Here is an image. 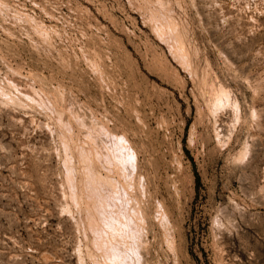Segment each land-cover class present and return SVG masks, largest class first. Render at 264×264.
Here are the masks:
<instances>
[{"label":"rangeland","instance_id":"obj_1","mask_svg":"<svg viewBox=\"0 0 264 264\" xmlns=\"http://www.w3.org/2000/svg\"><path fill=\"white\" fill-rule=\"evenodd\" d=\"M0 90V264H264V0H0Z\"/></svg>","mask_w":264,"mask_h":264},{"label":"bare ground","instance_id":"obj_2","mask_svg":"<svg viewBox=\"0 0 264 264\" xmlns=\"http://www.w3.org/2000/svg\"><path fill=\"white\" fill-rule=\"evenodd\" d=\"M174 24V23H173ZM175 25V24H174ZM158 30L161 32V33H163L164 35H166L165 33L167 32V27H166V24L164 23H161V24H159L158 25ZM176 38L178 39V41L180 42V44L182 45L183 43H182V37L180 36V34H176ZM176 41V40H175ZM175 45V44H174ZM173 45V47H175ZM13 85V84H12ZM215 88V87H214ZM2 90V89H1ZM0 90V91H1ZM7 90V89H6ZM2 92H4V91H2ZM13 93V92H12ZM23 93V92H22ZM18 94H20V93H18ZM6 96H7V98H9L10 100H14L13 98H12V96H14V94H12V96H10L9 94H6ZM29 96V95H28ZM231 95H230V93H229V90H226L224 87H221L220 86V88L218 89V92L216 93V96H214L215 97V99H214V101H213V108L212 109H214V111H212V112H218L219 110H221V111H223V108H226V107H230V106H232V107H234L235 109H237V104L236 103H233L232 102V100H231V97H230ZM14 97H16V96H14ZM22 97V96H21ZM24 98V97H23ZM7 100V99H6ZM16 100H18V97H17V99ZM21 100V99H20ZM29 100V99H28ZM31 100V99H30ZM235 100V99H234ZM22 101H23V99H22ZM26 101V100H25ZM8 102H11V101H8ZM18 102H19V100H18ZM17 103V102H16ZM19 104V103H18ZM24 104V103H23ZM239 107V106H238ZM239 111V110H238ZM235 112V111H234ZM240 112V111H239ZM241 114V113H240ZM220 139V138H219ZM246 151H248V150H246ZM245 151V152H246ZM94 153H96V152H94ZM97 154V153H96ZM82 156H83V160L85 161V162H87V163H89L90 162V160H91V157H90V155L89 154H87V153H84V152H82ZM92 156V155H91ZM97 156V155H96ZM243 156V155H242ZM81 157V156H80ZM98 158V157H97ZM95 159V158H94ZM99 159V158H98ZM96 160V159H95ZM83 161V162H84ZM67 162V161H66ZM84 162V163H85ZM96 167H98L97 165H96ZM90 168H91V170H92V167L90 166ZM93 168H94V165H93ZM120 167H118V169H119ZM90 170V171H91ZM94 170L96 171L94 174H95V176H96V178H98L99 180L101 179H106V181L108 182V184H110V186L111 185H113L114 184V182H113V180L111 179V177H109L108 175H107V177L106 178H104V176H103V174L102 173H100L99 171H98V169H95L94 168ZM94 170H92L93 172H94ZM90 171H88V172H90ZM116 171V170H115ZM86 172H87V170H86ZM88 172L86 173V174H88ZM103 172V171H102ZM103 173H105V172H103ZM117 174V173H116ZM94 176V177H95ZM120 176V175H119ZM87 178V177H86ZM95 181V180H94ZM93 181V182H94ZM105 181V180H104ZM97 182V181H96ZM97 184V183H96ZM95 184V185H96ZM98 186H99V184H98ZM116 186V185H115ZM116 188V187H115ZM94 189L96 190V188L94 187ZM113 189H114V187H113ZM144 189V188H143ZM95 190H93V192L95 191ZM96 193V192H95ZM97 193H99L98 191H97ZM142 193V192H141ZM99 194H101V193H99ZM143 194V193H142ZM94 194H92V196H93ZM96 195V194H95ZM80 196V195H79ZM97 197H99V196H96V199H97ZM146 197V196H145ZM144 197V198H145ZM93 198H95V196L93 197ZM100 199H102L101 197H100ZM143 199V198H142ZM141 199V200H142ZM98 200H99V198H98ZM94 201H95V199H94ZM101 201V200H100ZM97 208V207H96ZM66 209V208H65ZM64 209V210H65ZM98 209V208H97ZM67 210H70L69 208L67 209ZM65 212H66V210H65ZM96 212V211H95ZM94 212V213H95ZM100 213V212H99ZM96 214H97V212H96ZM144 214V213H143ZM150 214V213H149ZM97 216H98V214H97ZM149 216V215H148ZM94 218V217H93ZM99 218V217H98ZM97 219V218H96ZM144 219V218H143ZM94 220V219H93ZM97 221H95V223H96ZM146 222V221H145ZM97 224H99V223H97ZM113 241V240H112ZM121 241V240H120Z\"/></svg>","mask_w":264,"mask_h":264}]
</instances>
